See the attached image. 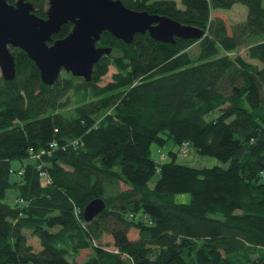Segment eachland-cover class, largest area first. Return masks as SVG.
<instances>
[{"label": "trees", "instance_id": "16d2710c", "mask_svg": "<svg viewBox=\"0 0 264 264\" xmlns=\"http://www.w3.org/2000/svg\"><path fill=\"white\" fill-rule=\"evenodd\" d=\"M29 1L46 16L48 0ZM122 1L205 33L168 42L138 31L127 43L105 29L97 44L112 48L91 79L65 70L52 83L11 46L15 76L0 74V264H256L264 257V0ZM237 1L247 15L229 31L213 11ZM53 139L55 148L34 156ZM168 139L230 163L180 162L175 149H159L156 160L151 144ZM13 158L30 159L14 168ZM9 185L20 187L14 203L1 199ZM96 196L106 206L86 220ZM85 248L82 261L69 259Z\"/></svg>", "mask_w": 264, "mask_h": 264}, {"label": "water", "instance_id": "95a60500", "mask_svg": "<svg viewBox=\"0 0 264 264\" xmlns=\"http://www.w3.org/2000/svg\"><path fill=\"white\" fill-rule=\"evenodd\" d=\"M67 21L73 23L71 30L51 41ZM105 29L127 43L138 31L168 42H174L175 36L199 38L205 33L201 26L135 9L122 0H48L46 16L38 15L29 0H0L1 74L7 79L15 76L11 46H19L35 61L46 83L54 82L62 69L89 80L94 63L112 48L97 44ZM105 206L103 197L92 198L83 208L84 218L90 220ZM256 264H264V257Z\"/></svg>", "mask_w": 264, "mask_h": 264}, {"label": "rangeland", "instance_id": "374dc122", "mask_svg": "<svg viewBox=\"0 0 264 264\" xmlns=\"http://www.w3.org/2000/svg\"><path fill=\"white\" fill-rule=\"evenodd\" d=\"M178 3H180V0H177ZM213 15H219L222 16L226 22L227 28L229 31H231V25L235 21L242 20L246 17L247 15V5L241 1L235 2L231 7L229 8H221L219 10H214ZM189 49L192 53H196L198 49V43L194 42L189 46ZM239 53L250 59L246 53V47L242 46L239 50ZM234 54V52L232 53ZM254 61L260 62L259 59L257 58H251ZM115 70V68L110 65L108 72L106 75L103 77L101 82H104L108 80L111 77V73ZM65 69L61 70V73L64 72ZM0 74H1V68H0ZM72 95V94H71ZM211 115H216L218 114V110L215 109L211 113ZM185 147V144L181 146V148H178V145L172 140L168 139L166 140L163 144L159 145L156 142H153L150 147V154L152 157H154L156 160L160 159V152L159 149L163 150L164 152H168L169 149H175L178 150V153L176 155V158L180 162L188 163V164H193L196 166H202V165H213V164H219L223 166H228L230 163V160H223L213 154L206 153V152H200L198 151L192 144L188 145V150L183 151V148ZM168 156H166L167 158ZM30 158H24V159H19V158H13L11 160V165L14 168L19 167L23 163H26ZM159 176V172H156L153 174V176L149 180V184L153 185L156 181V179ZM19 174L17 171H12L10 178L15 179L18 178ZM264 179V177H263ZM126 185L121 182V187H125ZM20 191V187L17 185H9L6 188L5 194L1 197L3 201L9 202V203H14L16 201V197L18 192ZM176 200H184L187 201L190 198V193L188 192H178L175 195ZM129 236L130 237H137V229L135 227H131L129 230ZM104 239L106 241H112V235L111 234H106ZM112 247V245H110ZM89 248L82 249L80 252H78L76 255L73 253L68 254L69 259L75 260V263L82 261L88 254H89ZM32 264V263H30Z\"/></svg>", "mask_w": 264, "mask_h": 264}, {"label": "built area", "instance_id": "2783aa9c", "mask_svg": "<svg viewBox=\"0 0 264 264\" xmlns=\"http://www.w3.org/2000/svg\"><path fill=\"white\" fill-rule=\"evenodd\" d=\"M57 145H58V142L55 139H53V140L50 141V143H49L47 148H42V149H40L39 152H37L35 155L34 154L33 155L34 156H39L40 154H42V153H44L46 151L49 152L52 148H55ZM188 145H189V143H188V141H186L185 142V147L183 148V151H187L188 150ZM162 156H164L163 153H162ZM41 173L44 174L45 171L42 170Z\"/></svg>", "mask_w": 264, "mask_h": 264}]
</instances>
